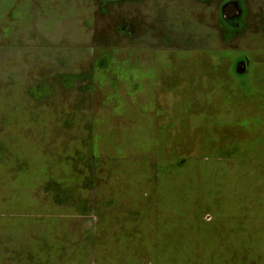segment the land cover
Here are the masks:
<instances>
[{
  "label": "rangeland",
  "instance_id": "1",
  "mask_svg": "<svg viewBox=\"0 0 264 264\" xmlns=\"http://www.w3.org/2000/svg\"><path fill=\"white\" fill-rule=\"evenodd\" d=\"M190 161L264 183V0H0V264H205Z\"/></svg>",
  "mask_w": 264,
  "mask_h": 264
},
{
  "label": "crops",
  "instance_id": "2",
  "mask_svg": "<svg viewBox=\"0 0 264 264\" xmlns=\"http://www.w3.org/2000/svg\"><path fill=\"white\" fill-rule=\"evenodd\" d=\"M239 106L241 107L237 103V107ZM214 127L218 128V123ZM221 131L224 132L223 130ZM226 141L225 137L223 139H213L209 141L212 143L211 145L209 142H206V147L228 146L229 148H236L234 155L228 154L223 156L220 152L216 153L217 157H206V159H214V161L224 159L227 161L233 160L237 164L240 159L248 157L243 153L244 148L242 145L263 148L262 144L258 142H253L252 144L244 143L241 145L226 143ZM238 168L246 167L240 166ZM256 168V174L259 175V171ZM219 173L221 172L218 171L217 174ZM226 173L241 176L234 181L225 180V187H231L227 195L220 194V192L216 191L211 197L214 199H210L206 187L203 190V199L206 207L200 220H202L204 226L205 242L206 244H217L212 250L206 252L205 264H237L235 263L236 260H238L239 264H244L240 261L245 258L243 252L237 254L238 250L241 251L244 249L243 247H239L238 244L264 243V183H259L254 180L252 166H250V169H244L242 173ZM211 177L213 180L219 178L221 180L222 178ZM220 187V184L217 183L216 188ZM254 249L256 250V248ZM252 255L259 258V251Z\"/></svg>",
  "mask_w": 264,
  "mask_h": 264
},
{
  "label": "trees",
  "instance_id": "3",
  "mask_svg": "<svg viewBox=\"0 0 264 264\" xmlns=\"http://www.w3.org/2000/svg\"><path fill=\"white\" fill-rule=\"evenodd\" d=\"M224 136L221 137V139H223ZM221 141H225V140H221ZM221 147V146H220ZM227 148H229L228 146H223L221 147V149H223L224 151L227 150ZM230 149V148H229ZM236 148H233L234 151H232L230 149L229 152H221L223 156H226L228 154L230 155H234V153L236 152L235 150ZM207 151V150H205ZM217 152H215L212 148H209V150L204 154V158L206 157H217ZM193 161H190L189 165H188V174H187V181L184 184L183 187V194H184V198H187V207H188V214L191 213V210L193 209V204L196 203L197 206L196 208L199 210L198 213H196L195 216H197V219L200 218L202 216V214L204 213L205 210V201L203 199V190H204V182L199 181V179L197 178L196 174L198 175L201 174L202 169L201 166H199V168L196 170V168L193 166ZM171 172H169L166 176H162L160 177V179L158 180L157 184H156V192L159 193L160 195H162L161 199L164 200V202L167 203V205H173L174 209H176L177 213H180V209L182 207L185 206L186 203H182V198H181V190L179 191L177 188H175L176 182H175V178L178 176V174L181 173V169L178 170H170ZM197 172V173H196ZM179 192V193H178ZM183 209V208H182ZM201 230H203L202 233H200L201 235H199L201 238L203 237V242L200 247H198L199 250L204 249L205 250V256H206V252L212 250V248H214L217 244H212V243H208L206 244L205 242V237H204V226L202 224V228ZM194 241V240H191ZM195 241H199V239L195 240ZM193 244H196L197 242H195ZM239 247L242 246V244H238ZM190 253H192V246L190 247ZM202 254V252H201ZM195 255V254H194ZM190 256L192 257V254H190ZM205 263H206V257H205Z\"/></svg>",
  "mask_w": 264,
  "mask_h": 264
}]
</instances>
